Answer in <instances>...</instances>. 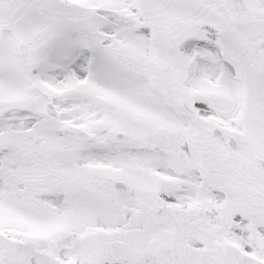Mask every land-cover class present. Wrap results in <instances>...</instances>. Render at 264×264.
Returning <instances> with one entry per match:
<instances>
[{
    "label": "snow or ice",
    "instance_id": "snow-or-ice-1",
    "mask_svg": "<svg viewBox=\"0 0 264 264\" xmlns=\"http://www.w3.org/2000/svg\"><path fill=\"white\" fill-rule=\"evenodd\" d=\"M0 264H264V0H0Z\"/></svg>",
    "mask_w": 264,
    "mask_h": 264
}]
</instances>
